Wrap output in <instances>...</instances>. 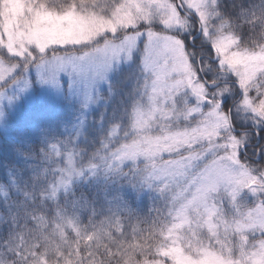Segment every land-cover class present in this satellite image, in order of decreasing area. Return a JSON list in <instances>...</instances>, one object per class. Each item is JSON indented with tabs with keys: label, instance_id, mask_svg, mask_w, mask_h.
<instances>
[{
	"label": "snow or ice",
	"instance_id": "obj_1",
	"mask_svg": "<svg viewBox=\"0 0 264 264\" xmlns=\"http://www.w3.org/2000/svg\"><path fill=\"white\" fill-rule=\"evenodd\" d=\"M0 264H264V0H0Z\"/></svg>",
	"mask_w": 264,
	"mask_h": 264
},
{
	"label": "rangeland",
	"instance_id": "obj_2",
	"mask_svg": "<svg viewBox=\"0 0 264 264\" xmlns=\"http://www.w3.org/2000/svg\"><path fill=\"white\" fill-rule=\"evenodd\" d=\"M34 73L35 70H33ZM69 104V100L60 96L50 86L36 83L17 102L15 112L10 121V130L17 123H23L41 114L61 115L66 111ZM143 198H145L143 202L151 203L147 195Z\"/></svg>",
	"mask_w": 264,
	"mask_h": 264
},
{
	"label": "trees",
	"instance_id": "obj_3",
	"mask_svg": "<svg viewBox=\"0 0 264 264\" xmlns=\"http://www.w3.org/2000/svg\"><path fill=\"white\" fill-rule=\"evenodd\" d=\"M143 201H145V198H142V201H141V204H142V206H144V207H146V206H148V205H150L151 203L149 202H147V203H145V202H143Z\"/></svg>",
	"mask_w": 264,
	"mask_h": 264
}]
</instances>
